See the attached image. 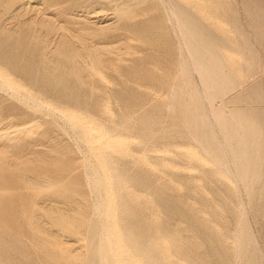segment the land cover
Listing matches in <instances>:
<instances>
[{
	"label": "rangeland",
	"instance_id": "374dc122",
	"mask_svg": "<svg viewBox=\"0 0 264 264\" xmlns=\"http://www.w3.org/2000/svg\"><path fill=\"white\" fill-rule=\"evenodd\" d=\"M147 1L0 0V71L16 84H0V264H88L94 224L110 232L113 264H235L241 207L264 253V149L244 186L198 144L182 117L190 98L181 97L179 38L163 1ZM192 1L213 16L207 25L247 46L241 56L229 54L240 76L229 93L235 105L264 109V92L260 102L255 89L245 92L264 79V0H256L257 16L248 0H234L240 27L226 14L229 0ZM98 50L104 55L92 71ZM257 123L264 133V119ZM100 168L112 199L104 216L96 206ZM170 231L191 249L190 261L180 259L177 245L167 249ZM140 241L149 252H134L131 244Z\"/></svg>",
	"mask_w": 264,
	"mask_h": 264
},
{
	"label": "bare ground",
	"instance_id": "6f19581e",
	"mask_svg": "<svg viewBox=\"0 0 264 264\" xmlns=\"http://www.w3.org/2000/svg\"><path fill=\"white\" fill-rule=\"evenodd\" d=\"M147 1V0H146ZM163 1L165 9L167 10L168 17L170 18L171 25H173V30L179 38V49H180V59L176 63L180 70H177L178 75L182 74V77H179L176 73L174 76H178L181 80L184 81V91L182 90L181 97L183 98L186 94L189 100V104L183 108L184 105H181L186 114L183 113L182 117H186L183 123H186L187 129L191 132L195 137L199 138L198 144L200 141L203 143V146L206 147V150L211 158H213L217 164L222 166L225 174H232L234 176V181H240L244 186H248V182L251 180L254 172V165L260 163L259 158L257 159V149H264V133H260L257 129V118L264 119V109H242L237 107L235 103L237 102L235 96H230L229 93L232 88L240 83V76L234 72V64H232L229 59L230 55L233 54L235 56H241L244 52H248L247 46L238 45L231 43L229 38H227L222 29L216 28L214 26L210 27L207 25V22L212 21L213 16L208 11L202 12L196 6H194L192 0H160ZM207 2H214L217 5H220L221 0H206ZM230 1V8L226 10V14L229 15L230 20L235 22L240 27V19L238 12L239 10H235L236 2L234 0ZM240 1V0H239ZM29 2V1H28ZM148 2V1H147ZM153 2V1H152ZM27 3V2H26ZM162 3V4H163ZM247 6L249 9H252L253 14L257 16V1L256 0H248ZM245 3V4H246ZM144 4V3H143ZM198 6V5H197ZM199 7V6H198ZM200 8V7H199ZM165 10V11H166ZM202 10V9H201ZM221 10V9H220ZM206 11V10H205ZM201 12V13H200ZM261 13V12H260ZM252 16V15H251ZM256 18V17H255ZM214 19V18H213ZM246 19L251 22L250 16H246ZM257 19V18H256ZM169 20V19H168ZM226 21V20H225ZM219 22V21H217ZM250 24V23H248ZM244 25V24H243ZM221 27V26H220ZM245 28V26H244ZM233 29V28H232ZM249 29V28H248ZM168 30V29H167ZM148 31V30H147ZM169 31V30H168ZM161 32V31H160ZM166 32V30H165ZM174 32V31H173ZM87 33V32H86ZM162 33V32H161ZM168 35H171V32H168ZM166 34V33H165ZM175 35V33H174ZM153 36V35H152ZM238 36V35H236ZM247 36V35H246ZM137 37V36H136ZM143 37V36H142ZM146 37H148L146 35ZM155 37V36H154ZM161 37V35H160ZM169 37V36H168ZM162 38V37H161ZM160 38V40H161ZM171 38V37H170ZM240 38V37H239ZM238 38V39H239ZM149 39V38H148ZM158 40V39H157ZM167 41V40H166ZM78 42V41H77ZM243 42V41H242ZM255 42V41H254ZM134 43V42H133ZM152 43V42H151ZM154 43V42H153ZM165 43V42H164ZM167 44V43H166ZM249 44V43H248ZM171 45V44H170ZM244 45V44H243ZM100 47V46H99ZM150 47V46H149ZM174 47V46H173ZM154 48V47H152ZM168 48V47H167ZM244 48V49H243ZM157 49V47H156ZM159 49V48H158ZM171 49V48H170ZM175 49V48H174ZM253 49V48H252ZM163 50V49H162ZM161 50V51H162ZM173 50V49H172ZM166 51V49H165ZM164 51V52H165ZM174 51V50H173ZM177 52V51H176ZM141 53V52H140ZM138 54V53H137ZM104 55V52L98 50L97 59L94 60L92 64V71L96 70V63L100 59V57ZM251 56V55H250ZM90 58V56L88 57ZM248 58V57H247ZM262 58V57H261ZM140 60V59H139ZM262 60V59H261ZM78 64V63H77ZM236 64V63H235ZM263 64V63H262ZM264 65V64H263ZM176 67L175 68H179ZM248 73L251 74L255 70L253 63H250L248 66ZM257 67V66H256ZM164 68V67H163ZM118 70V69H117ZM166 70V69H165ZM175 70V69H174ZM180 71V72H179ZM148 72V71H147ZM258 73V72H257ZM136 74V73H135ZM148 74V73H147ZM157 76V75H156ZM176 77V80H179ZM199 77L200 81L196 79ZM101 78V77H100ZM173 78V77H172ZM175 78V77H174ZM135 79V78H134ZM248 79V77H247ZM262 79V78H261ZM260 79V80H261ZM166 80V79H165ZM172 80V79H171ZM259 80V81H260ZM160 81V80H159ZM169 81V80H168ZM174 81V80H173ZM182 81V82H183ZM246 81V80H245ZM244 81V82H245ZM262 81V80H261ZM164 82V81H163ZM181 82V81H180ZM180 82H174V84H181ZM84 83V82H83ZM169 83V82H168ZM171 83V82H170ZM169 83V84H170ZM258 83V82H257ZM253 84L250 88H248L245 92H250V89H255V98L257 100H263V92H264V79L261 84ZM0 84L9 85L8 87L15 86L13 80H10L5 73L0 71ZM115 84V83H114ZM174 84H172L171 89L177 88ZM11 85V86H10ZM175 88H173L174 86ZM145 86V85H144ZM180 86V85H179ZM178 86V87H179ZM4 87V88H5ZM3 88V87H2ZM13 88V87H12ZM169 88V87H168ZM181 88V87H179ZM178 88V89H179ZM167 89V88H166ZM178 91V90H177ZM171 92V90H169ZM168 92V94H169ZM14 93V92H13ZM246 93V94H247ZM15 94V93H14ZM171 94H173L171 92ZM178 94V93H177ZM170 95V94H169ZM176 93L174 94V96ZM172 96V95H171ZM244 96V95H243ZM254 96V95H253ZM131 97V96H130ZM177 97V96H176ZM180 97V96H178ZM177 97V98H178ZM28 98V97H27ZM175 98V99H177ZM187 98V97H184ZM183 98V99H184ZM238 98V97H237ZM178 100V99H177ZM181 102L184 100L180 99ZM186 100V99H185ZM197 100V101H196ZM256 100V99H255ZM26 101V100H25ZM175 102V101H173ZM260 102V101H259ZM117 103V102H116ZM179 104V102H177ZM188 103V102H187ZM248 103V102H247ZM41 105L42 102H39ZM172 104V103H171ZM183 104V103H182ZM43 105V104H42ZM169 105V104H168ZM180 105V104H179ZM262 105V104H260ZM264 105V104H263ZM259 106V105H258ZM242 107V106H241ZM252 107V106H251ZM255 107V106H254ZM262 107V106H260ZM39 108V107H38ZM45 108V107H44ZM48 108V107H47ZM41 109V108H40ZM177 109V108H176ZM179 109V110H180ZM52 110V109H51ZM180 110V111H181ZM53 111V110H52ZM168 111V110H167ZM55 112V111H54ZM162 112V111H161ZM169 112V111H168ZM172 112V111H171ZM179 112V111H178ZM122 113V112H121ZM125 113V112H124ZM182 113V112H181ZM180 113V114H181ZM153 116L155 114H152ZM159 115V114H158ZM161 115V113H160ZM181 116V115H180ZM67 118H71L73 120L74 115H66ZM159 117V116H158ZM172 117V116H171ZM184 117V119H185ZM82 118V117H81ZM167 119V118H166ZM181 119V118H180ZM86 120V119H85ZM153 120V119H152ZM157 120V119H156ZM67 121L70 122L68 119ZM75 121V120H74ZM136 121V119L134 120ZM163 121V120H161ZM178 121V120H177ZM181 121V120H180ZM68 122V123H69ZM73 122V121H72ZM149 122V121H148ZM156 122V121H155ZM154 122V123H155ZM261 122V119H260ZM66 123V122H65ZM160 123V122H159ZM182 123V122H181ZM67 124V123H66ZM72 123L70 122V125ZM95 124V123H94ZM156 124V123H155ZM154 124V125H155ZM158 124V123H157ZM161 124V123H160ZM163 124V123H162ZM161 124V126H162ZM165 124V121H164ZM69 125V124H68ZM79 125L83 126L79 123ZM96 125V124H95ZM141 125V124H140ZM169 125V124H168ZM181 125V124H179ZM261 125V124H260ZM74 126V124H73ZM92 126V125H91ZM157 126V125H156ZM264 126V125H263ZM262 126V127H263ZM75 127V126H74ZM97 127V126H96ZM164 127V126H163ZM180 127V126H179ZM185 127V125H184ZM94 128V127H93ZM159 128V127H158ZM165 128V127H164ZM186 128V127H185ZM74 128H72L73 130ZM153 129V128H152ZM167 129V128H166ZM184 129V128H183ZM85 130V129H84ZM93 130V129H91ZM90 130V131H91ZM142 130V129H141ZM148 130V129H147ZM146 130V131H147ZM168 130V129H167ZM185 130V129H184ZM137 131V130H136ZM177 131V130H174ZM89 132V131H88ZM95 132V131H94ZM160 132V131H159ZM168 132V131H167ZM99 133V132H98ZM105 133V132H104ZM154 133V132H153ZM156 133V132H155ZM163 133V132H162ZM166 133V131H165ZM180 133V132H179ZM76 133H74L75 135ZM159 134V133H158ZM170 134V133H169ZM176 134V133H174ZM92 135V134H91ZM90 135V136H91ZM138 136V134H136ZM172 135V134H171ZM179 135V134H177ZM181 135V134H180ZM94 136V135H93ZM92 136V137H93ZM97 136V135H96ZM99 136V135H98ZM173 136V135H172ZM108 137V136H107ZM134 137V136H133ZM162 137V136H161ZM170 137V136H169ZM174 137H176L174 135ZM194 137V136H193ZM89 137V142L93 143L95 140ZM119 138V137H118ZM121 138V136H120ZM125 138V137H124ZM151 138V137H149ZM155 138V135H154ZM164 138V137H162ZM189 138V137H188ZM79 139V137H78ZM94 139V140H92ZM167 139V138H166ZM170 139V138H169ZM167 139V140H169ZM190 139V138H189ZM194 139V138H193ZM114 140V138H113ZM181 140V139H180ZM183 140V138H182ZM195 140V142H196ZM144 141V140H143ZM172 141V140H170ZM177 141V140H176ZM82 142V141H81ZM146 142V141H145ZM175 142V141H174ZM193 142V141H192ZM172 143V142H171ZM216 143V144H214ZM83 144V143H82ZM85 144V143H84ZM151 144V143H150ZM196 144V143H195ZM100 145V144H99ZM149 145V144H148ZM176 145V144H175ZM94 146V145H92ZM202 146V147H203ZM111 147V146H110ZM109 147V148H110ZM155 147V146H154ZM87 148V147H86ZM85 148V150H86ZM91 148V146H90ZM104 148V147H103ZM159 148V147H158ZM176 148V147H175ZM181 148V147H180ZM102 149V148H101ZM84 150V151H85ZM94 150V148H93ZM125 150V149H124ZM81 151V150H80ZM96 152V151H95ZM189 152V151H188ZM72 153V152H71ZM85 153V152H84ZM94 153V152H93ZM174 153V152H173ZM203 153V152H201ZM205 153V152H204ZM261 153V151H260ZM101 154V153H100ZM206 154V153H205ZM87 154H85L86 156ZM90 155V154H89ZM170 155V154H169ZM95 156L97 154L95 153ZM208 156V155H207ZM88 157V156H87ZM163 157V156H162ZM101 158V156H100ZM208 158V157H207ZM85 159V157H84ZM104 159V158H103ZM176 160V159H175ZM99 161V160H98ZM177 161V160H176ZM182 161V160H181ZM92 162V161H91ZM166 162V161H165ZM87 163V160H86ZM90 161H88V164ZM100 164V162H98ZM97 166L99 167V164ZM213 163V162H212ZM91 164V163H90ZM86 165V164H85ZM92 165V164H91ZM189 165V164H188ZM104 166V165H102ZM107 166V165H106ZM195 167V166H194ZM88 169V167H86ZM93 168V167H92ZM198 168V167H197ZM196 168V169H197ZM221 168V167H220ZM94 169V168H93ZM90 168L89 173L91 170ZM221 169V170H222ZM264 169V168H263ZM89 170V169H88ZM222 170V171H223ZM95 171V170H94ZM104 171V172H103ZM100 168L97 173V177L94 178L91 175V178L96 179V197L100 199V203H97V211L100 215H106V201L112 199L110 195V187L106 182L107 175L105 171ZM182 171V170H181ZM224 172V171H223ZM229 172V173H227ZM85 173V171H84ZM181 173V172H180ZM91 174V173H90ZM95 175V173L93 172ZM86 175V174H85ZM263 175V174H262ZM116 176V175H115ZM29 177V176H28ZM86 177V176H85ZM88 177V176H87ZM90 177V175H89ZM110 177V176H109ZM218 177V176H217ZM228 177V176H227ZM90 178V180H92ZM114 178V176H113ZM233 178V177H231ZM34 179V178H33ZM93 179V180H94ZM92 180V181H93ZM106 180V181H105ZM253 180V179H252ZM156 181V180H155ZM177 181V180H176ZM210 182V181H209ZM78 183V182H77ZM90 183V182H88ZM92 183V182H91ZM158 183V182H157ZM252 183V182H251ZM117 184V182H116ZM236 184V183H235ZM95 185V183L93 184ZM148 185V184H147ZM89 186H91L89 184ZM157 186V185H156ZM216 186V185H215ZM95 187V186H94ZM109 187V188H107ZM149 187V186H148ZM152 187V186H151ZM150 187V188H151ZM208 187V185H207ZM239 187V186H238ZM91 188V187H90ZM148 189L149 192L151 189ZM159 188V187H158ZM241 188V187H240ZM258 188V187H257ZM71 189V188H70ZM109 189V190H108ZM245 189V188H244ZM76 190V188L74 189ZM79 190V189H78ZM159 190V189H158ZM211 190V189H208ZM218 190V189H217ZM1 191V190H0ZM91 191V190H90ZM147 191V189H146ZM153 191V190H152ZM94 192V191H93ZM161 192V191H160ZM214 192V191H213ZM227 192V191H226ZM247 192V191H246ZM112 193V192H111ZM148 193V192H147ZM151 193V192H150ZM158 193V192H157ZM163 193V192H162ZM166 193V192H165ZM216 193V192H215ZM220 193V192H219ZM95 194V193H94ZM152 194H155L154 192ZM151 194V195H152ZM222 194V193H221ZM228 194V193H227ZM235 194V193H234ZM243 194V193H242ZM246 194V193H245ZM249 194V193H248ZM112 195V194H111ZM157 195V194H156ZM159 195V194H158ZM163 195V194H162ZM160 194V196H162ZM154 196V195H152ZM221 196V195H220ZM225 196V195H224ZM238 196V195H237ZM94 197V196H93ZM164 200L165 198H161ZM160 200V199H159ZM161 200V203H162ZM249 200V199H248ZM170 202V201H169ZM227 202V201H226ZM155 203V202H154ZM232 203V202H231ZM166 204V203H165ZM168 204V203H167ZM233 204V203H232ZM244 204V203H243ZM95 206V205H94ZM175 206V204H174ZM234 206V205H233ZM254 206V205H253ZM231 207V206H230ZM238 207V206H237ZM95 208V207H94ZM170 209V207H168ZM173 208V207H172ZM243 212H240V216L238 218V224L236 226V249H235V264H264V253L261 248L257 245V236L253 233V229L251 228V223L249 221V216L247 213V209L244 207ZM256 208V207H255ZM174 209V208H173ZM172 209V210H173ZM235 209V207H234ZM233 209V210H234ZM109 210V209H108ZM179 210V209H178ZM205 210V209H204ZM238 210V209H236ZM235 210V211H236ZM32 211V210H31ZM165 211V210H164ZM242 211V210H241ZM34 212V211H33ZM93 212V211H92ZM173 212V211H172ZM176 212V210H175ZM183 212V211H182ZM238 212V211H237ZM249 212V211H248ZM86 213V212H85ZM106 213V214H105ZM94 214V213H93ZM97 214V213H96ZM173 214V213H172ZM179 214V213H177ZM187 214V213H186ZM250 214V213H249ZM185 215V214H184ZM110 216V215H108ZM234 216V215H233ZM106 217V216H105ZM111 217V216H110ZM172 217V216H171ZM235 217V218H236ZM264 217V216H263ZM93 218V217H92ZM97 218V217H96ZM179 218V217H178ZM260 219V218H259ZM99 220V219H98ZM190 220V219H189ZM237 220V219H236ZM95 221V220H94ZM130 222V221H129ZM92 223V221H91ZM93 224V223H92ZM102 224V223H101ZM164 224V223H163ZM262 225V224H261ZM193 226V225H192ZM97 226V224L92 225L90 230V238L91 241L94 242L93 246L90 248V258L88 264H113L112 259L115 260V254L113 251V243L110 232L106 229L104 225ZM196 227V226H195ZM264 227V226H263ZM32 228V227H31ZM191 228V227H190ZM197 228V227H196ZM89 229V228H88ZM209 229V228H208ZM108 231V232H107ZM145 231V230H144ZM235 231V230H234ZM138 232V231H137ZM171 232V231H170ZM166 233L165 242L167 245V249L169 246L173 245L174 247H179L175 252L178 253L180 259L185 263L190 261V257L192 256V251L189 247H185V243H181L180 235L177 233ZM174 232V231H173ZM228 233V232H227ZM121 234V233H120ZM126 235V234H125ZM201 235V234H200ZM203 235V234H202ZM205 235V234H204ZM117 239V238H114ZM144 239V238H143ZM164 240V239H163ZM46 242V241H45ZM42 243V242H41ZM47 243V242H46ZM263 243V242H262ZM51 244V243H50ZM46 245V244H45ZM62 245V244H61ZM33 246V245H32ZM214 246V245H213ZM35 247V246H34ZM60 247V246H59ZM86 247V246H85ZM62 248V247H61ZM131 248H133L134 252L138 253H147L149 252L144 244V241H140L138 246L135 244H131ZM171 248V247H170ZM63 249V248H62ZM151 252H154L155 247L152 245L149 247ZM54 250V248H53ZM120 250V249H119ZM129 250V249H128ZM170 250V249H169ZM59 251V248H58ZM179 251V252H178ZM195 251V250H194ZM219 250H217L218 252ZM88 252V253H89ZM120 252V251H119ZM191 252V253H190ZM212 252V251H211ZM219 253V252H218ZM61 254V253H60ZM181 254V255H180ZM119 255V254H118ZM152 255V254H151ZM196 253L194 254L196 258ZM211 255V254H210ZM214 255V254H213ZM212 255V256H213ZM60 256V255H59ZM123 256V255H122ZM218 256V255H217ZM220 256V254H219ZM58 257V256H57ZM70 258V256H69ZM68 258V259H69ZM81 258V257H80ZM122 258V257H121ZM211 258V257H210ZM67 259V260H68ZM218 259V258H217ZM80 260V259H79ZM124 260V259H123ZM78 261V260H77ZM198 261V260H197ZM195 261L194 264H201V262ZM228 261V260H227ZM85 262V263H87ZM155 262V261H154ZM68 263V262H67ZM125 263V262H124ZM147 263H149L147 261ZM75 264V263H74ZM186 264V263H185Z\"/></svg>",
	"mask_w": 264,
	"mask_h": 264
}]
</instances>
